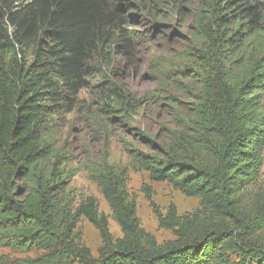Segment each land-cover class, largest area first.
Segmentation results:
<instances>
[{
	"label": "trees",
	"instance_id": "16d2710c",
	"mask_svg": "<svg viewBox=\"0 0 264 264\" xmlns=\"http://www.w3.org/2000/svg\"><path fill=\"white\" fill-rule=\"evenodd\" d=\"M196 1L180 52L165 27L189 0H0V246L37 252L16 264H199L204 256L249 264L224 262L230 250L264 264L251 225L264 199L246 198L263 165L264 0ZM135 9L148 20L142 31ZM163 42L173 59L149 68L158 86L140 96L125 70L142 44ZM175 89L194 100L181 101ZM84 90L103 127L134 137L126 142L130 166H115L109 151L73 165L62 147L59 122L83 108ZM147 104L183 110L168 128L171 140L134 126ZM129 168L200 198L184 214L175 204L165 215L155 209L175 239L159 244L142 227ZM83 169L101 186L122 236L112 235L94 197L75 206L71 181ZM82 216L100 232L97 257L75 239Z\"/></svg>",
	"mask_w": 264,
	"mask_h": 264
},
{
	"label": "rangeland",
	"instance_id": "374dc122",
	"mask_svg": "<svg viewBox=\"0 0 264 264\" xmlns=\"http://www.w3.org/2000/svg\"><path fill=\"white\" fill-rule=\"evenodd\" d=\"M190 2L185 5V9L181 14H176L174 19H169L166 22V31L172 34V43H168L173 51H183V42L181 37L186 34L187 23L192 19L191 4H197L196 0H189ZM136 2V0H135ZM170 9V8H169ZM133 16L137 17L136 21L139 27L137 30H143L142 23L147 22L145 13L137 9L132 12ZM141 22V23H140ZM161 30V29H160ZM166 42L159 44L144 43L140 47V55L137 57L139 60L130 68H126L124 81L128 84L131 90L137 92L140 96L146 91L157 88L158 81L151 80L150 70L163 69L166 67L164 63H168L173 59L174 53L169 52L164 47ZM166 70V69H165ZM166 73L168 71H165ZM165 73V74H166ZM172 88V87H171ZM180 100L183 102H191L194 99L184 91L173 90ZM83 108H77L72 113H67L65 118L59 122L60 142L62 147L69 151L70 154L75 156L74 164H86L89 160L102 159L107 151L111 163L115 166H130V157L126 149V142H135L133 136H129L127 132L117 128H107L102 126L100 119L96 120L93 117V107L88 112V106L93 97L90 96L89 90H84L82 95ZM81 103L79 104V106ZM159 108L147 104L145 109L141 111V116L136 117L134 126L141 129L150 128L153 130L155 136H160L161 140L169 141L172 138V133L168 128H177V119L181 118L183 110L176 107L175 109L168 108L165 112L159 113ZM145 142H140L138 147L146 151L148 148L144 145ZM129 175L127 181V189L130 198L135 201L137 207V215L140 219L142 227L153 233L159 244H164L167 241L176 238L172 230L160 228L158 214L156 208L164 215L171 204H175L179 214L194 211L199 207L200 198L190 197L183 194L180 190L176 189L168 182L153 181L150 173L145 170H134L129 168ZM75 194V206L86 201L90 196L97 199L98 209L101 214L107 217L109 222V229L112 235L117 238L122 236V230L117 220L113 216V211L106 201L102 188L98 182L92 180L88 176V172L83 169L76 175L70 186ZM259 193L260 197L264 199V153L263 165L261 168L260 178L254 187L250 188V194ZM153 203L156 206H153ZM254 216L252 227H254V235L257 240V245L264 248V204L257 210ZM75 239L79 244L88 246L95 257L98 256V250L102 246V238L99 230L84 216L79 219L75 229ZM37 255L33 251H21L10 247L0 246V264H16L18 261H24L27 258H34ZM223 258L213 256L202 257L198 262L199 264H219ZM248 260L249 264H260L259 261L251 259L247 254H241L237 250H230L226 253L224 262H242ZM182 264H186L185 262Z\"/></svg>",
	"mask_w": 264,
	"mask_h": 264
}]
</instances>
